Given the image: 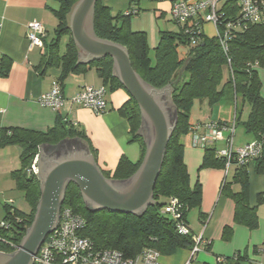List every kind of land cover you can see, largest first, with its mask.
I'll list each match as a JSON object with an SVG mask.
<instances>
[{
	"label": "trees",
	"instance_id": "obj_1",
	"mask_svg": "<svg viewBox=\"0 0 264 264\" xmlns=\"http://www.w3.org/2000/svg\"><path fill=\"white\" fill-rule=\"evenodd\" d=\"M54 1L58 4V9L54 11L57 26L52 40L48 44L43 40L42 67L60 66L59 82L70 74H84L94 69L108 92L124 90L113 74L111 58H100L87 65L78 63L79 50L72 41L68 19L79 0ZM236 2L229 0L223 4L219 26L233 21L238 16ZM132 14L133 12H130L112 17L109 8L98 0L93 17L96 37L125 48L132 69L145 83L157 90L172 84L185 63L180 81L172 84L171 101L175 108L176 127L166 145L161 170L153 188L154 203L140 215L92 210L85 206L78 188L71 183L66 189L61 208H70L85 219L86 226L80 234L92 241L97 249L116 250L128 259L136 258L145 249H153L159 253V256H171L178 250L191 251L194 246L192 239L194 236L191 231L190 235H180L176 230V221L164 214L163 209L169 199L175 198L180 205L181 220L188 226L186 220L188 213L192 209L199 210L201 206V187L198 182L193 187L190 186L181 143V138L189 133L192 126L189 115L195 101L199 103L205 101L212 107L223 98L235 99L239 95L243 102L249 104V114L242 127L262 146L260 156L249 163L253 165L256 175L264 172V99L260 95L261 85L257 76V68L264 67V22L241 24L228 41L226 53L222 50L218 39L204 35L202 28L198 30L190 27L189 33L182 30L160 32L158 44L153 49L154 62H152L149 58L146 34L133 32L130 29ZM64 36H67L69 41L64 55L59 57V42ZM179 47L187 48L184 56L178 53ZM225 70L228 71L226 80ZM7 71L6 68L2 74L5 75ZM118 111L128 123L131 141L139 143L141 157L136 163L122 157L112 172H102L105 178L114 181L125 180L132 176L138 169L145 151L143 138L138 133L141 117L136 103L129 96L127 102ZM235 122L238 123L237 110ZM83 142V134L63 121L61 117H58L55 125L45 132L20 128L0 129V147L16 145L20 148V168L12 173V177L17 189L24 194L30 206V212L24 214L4 205L3 220L9 223V228L0 230V237L5 241H0V252L14 253L33 220L40 198L39 180L37 175L29 173L28 170L35 157L39 156L41 148L46 147L49 152L56 146L64 144L71 148ZM213 148H204L201 168L224 167V159L216 157ZM249 163L236 167L232 181L228 183L224 181L221 194L234 204L233 223L255 230L258 227L257 208L264 204V193L258 194L256 205L250 207L246 171ZM233 185L239 186L237 192L232 190ZM232 234L231 227H224L222 240L229 241ZM205 247H208V244ZM219 258H223V262H218ZM234 258L238 262L244 258V254L241 256L238 253ZM231 260V258L218 257L216 264H230Z\"/></svg>",
	"mask_w": 264,
	"mask_h": 264
},
{
	"label": "crops",
	"instance_id": "obj_2",
	"mask_svg": "<svg viewBox=\"0 0 264 264\" xmlns=\"http://www.w3.org/2000/svg\"><path fill=\"white\" fill-rule=\"evenodd\" d=\"M142 2L143 8H140ZM101 4L109 8L112 17L133 12L130 16V29L133 32H144L151 50L158 44L159 33L166 31V25H158V22L159 19L170 16V0H101ZM57 9L58 4L54 0H0V129L20 128L45 132L61 117L83 134L89 152L101 172H112L122 157L136 163L141 157V147L138 142L131 141L128 123L118 111L129 99L128 94L121 89L114 92H108L106 89L107 109L102 115L79 107L71 99L80 87H103L95 70L84 74H70L59 82L60 66L43 68V48L30 47L26 37L28 24L39 22L44 31L43 40L48 44L54 37L57 26L54 15ZM262 20L264 22V8ZM210 25L204 24L202 32L212 38L215 37V28L212 25L213 36L206 33ZM68 41L67 36L61 38L59 57L64 55ZM4 68L8 70L5 75L2 74ZM227 73L225 70V80ZM257 76L261 85L260 95L264 99V67L257 68ZM54 81L61 84L65 98V103L58 112L41 107L37 103V98L47 93ZM225 100V105L236 102L234 98ZM199 104V109L205 114L206 109L201 107L202 102ZM214 115L215 113L213 119L206 116L208 121L203 123L217 121L228 125L223 120L216 119ZM232 122H235V113ZM253 141L251 135L243 144L233 148L244 147ZM181 143L190 186L193 187L198 182L201 187V206L199 210L194 211L192 220L189 221L187 215V224L194 237L202 236L203 241L208 243V247H202V251L196 254L189 264H216L218 257L231 258L230 264H264V204L257 208L258 227L255 230L234 224V204L221 194V187L224 181H232V177L230 181L226 177L231 167L232 176L234 175L236 166L232 165L227 169L201 168L204 149L192 147L190 133L181 138ZM217 144L213 148L215 151ZM19 155L20 148L16 145L0 147V195L5 196L0 210V222L5 216L4 205L18 210L13 205H16L22 192L17 189L12 173L20 168ZM246 171L249 205L253 207L257 203V195L264 193V172L256 175L250 163ZM232 190L237 192L239 186L233 185ZM226 226L233 230L229 241L222 240V230ZM238 253L241 256L244 254V258L237 262L234 257ZM190 257V251L183 249L171 256H160L159 261L161 264H186Z\"/></svg>",
	"mask_w": 264,
	"mask_h": 264
},
{
	"label": "water",
	"instance_id": "obj_3",
	"mask_svg": "<svg viewBox=\"0 0 264 264\" xmlns=\"http://www.w3.org/2000/svg\"><path fill=\"white\" fill-rule=\"evenodd\" d=\"M97 1L79 0L69 15L71 38L79 50L78 63L112 59L113 74L140 112L138 133L145 146L143 159L132 176L114 181L103 176L85 141L71 148L64 144L56 146L49 152L42 147L37 174L40 198L33 220L14 253L0 252V264H33L32 258L40 245L57 226L65 192L71 183L78 188L85 206L92 210L140 215L154 203L153 188L166 145L176 127L172 84L180 81L185 63L177 79L165 88L157 90L145 83L132 69L125 48L96 37L93 17Z\"/></svg>",
	"mask_w": 264,
	"mask_h": 264
},
{
	"label": "built area",
	"instance_id": "obj_4",
	"mask_svg": "<svg viewBox=\"0 0 264 264\" xmlns=\"http://www.w3.org/2000/svg\"><path fill=\"white\" fill-rule=\"evenodd\" d=\"M170 18L185 33H189L190 27L201 29L206 23L215 28V37L220 42L222 50H228V41L233 37L234 30L239 26L258 24L263 22L262 10L264 0H236L238 16L230 22L220 25L222 6L229 0H170ZM221 28V30H219ZM26 37L30 47L43 48V27L39 22H31L27 26ZM1 31V22H0ZM229 63V59L227 60ZM71 101L82 108L88 109L96 115L106 112V88L82 86L72 97ZM39 106L49 108L58 112L65 103L62 86L54 81L47 93L37 98ZM235 122L228 126L226 124L210 121L206 124H194L190 127L191 145L194 148L204 149L215 147L220 141L225 142V148L215 151V156L224 159V167L227 169L234 165L241 167L255 158L262 151L260 142L253 141L244 147L233 148V135L235 133ZM228 137L225 139L224 134ZM38 160L36 156L31 164L29 173L38 174ZM163 213L169 215L176 221V230L180 235H190L189 227L181 220L180 205L175 198H171L163 209ZM86 221L70 208H61L57 226L40 245L36 255L32 258L33 264H161L159 253L153 249H145L136 258H124L122 253L116 250L97 249L93 242L83 237L80 233L85 229ZM9 223L0 222V230H7ZM194 246L190 251V260L201 251L208 243L203 241L202 236L193 237ZM0 241L5 242L1 237ZM218 262H223L219 258ZM188 264V263H187Z\"/></svg>",
	"mask_w": 264,
	"mask_h": 264
},
{
	"label": "rangeland",
	"instance_id": "obj_5",
	"mask_svg": "<svg viewBox=\"0 0 264 264\" xmlns=\"http://www.w3.org/2000/svg\"><path fill=\"white\" fill-rule=\"evenodd\" d=\"M53 2V1H52ZM53 6H55V3H52ZM144 3L142 2L140 5V8H143L142 5ZM144 10V9H143ZM161 24H165L166 25V31L169 32H179L181 30V27L178 26L175 22H173L170 18V16H166L164 17L162 20L159 19L158 25ZM163 29V30H165ZM206 33L210 36H213V29L212 26L210 25L208 30H206ZM215 36V35H214ZM187 52V48L184 47H179L178 49V53L180 54V56H184ZM149 58L151 59L152 62H154V51L151 50L149 48ZM226 98L221 99V101L219 103H217L216 105L210 107L208 106L207 102H202L201 107H204L206 109V113L204 114L202 110H200L199 106V102L195 101L193 103V106L191 108L190 111V115H189V121L193 124H196L198 122H200V124H206L203 123L205 122V117L208 116L211 119H213V113H215L214 117H216V119H221L223 120L225 123L228 124V126L233 124V115L235 113V111L237 110L238 113V123L236 122V128H235V135L233 136L232 139V143L233 146L237 147V145L239 144H243V142L245 140H247L248 137H251L250 134H247L245 132V130L242 127V123L246 121L248 114H249V104L247 102H243L241 97L238 95L235 99L236 102L235 104H233V101L231 104L225 105V100ZM208 121V120H206ZM228 136L227 133L224 134V138L226 139V137ZM225 148V142L224 141H220L217 144V150L223 149ZM233 174V168L231 167L228 171V175L226 177V179L228 181H230L231 177ZM5 196L4 195H0V210H1V206L3 203ZM14 208H17L18 211H20L21 213L24 214H28L30 212V206L27 203V201L24 198V194H20L18 197V202L16 203V205H13ZM194 211H196V209H192L189 213H188V218L189 221L192 220V217L194 216ZM196 223V222H195ZM199 236V235H198ZM202 251V248H201ZM200 251V252H201ZM188 264L190 263V261L187 262ZM186 263V264H187Z\"/></svg>",
	"mask_w": 264,
	"mask_h": 264
},
{
	"label": "clouds",
	"instance_id": "obj_6",
	"mask_svg": "<svg viewBox=\"0 0 264 264\" xmlns=\"http://www.w3.org/2000/svg\"><path fill=\"white\" fill-rule=\"evenodd\" d=\"M39 157V156H38ZM39 161V160H38Z\"/></svg>",
	"mask_w": 264,
	"mask_h": 264
},
{
	"label": "flooded vegetation",
	"instance_id": "obj_7",
	"mask_svg": "<svg viewBox=\"0 0 264 264\" xmlns=\"http://www.w3.org/2000/svg\"><path fill=\"white\" fill-rule=\"evenodd\" d=\"M64 149V148H63Z\"/></svg>",
	"mask_w": 264,
	"mask_h": 264
}]
</instances>
